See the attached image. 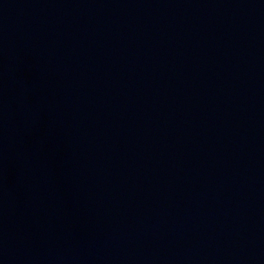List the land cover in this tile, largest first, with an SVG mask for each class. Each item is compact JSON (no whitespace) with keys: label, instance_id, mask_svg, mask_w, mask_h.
<instances>
[{"label":"water","instance_id":"water-1","mask_svg":"<svg viewBox=\"0 0 264 264\" xmlns=\"http://www.w3.org/2000/svg\"><path fill=\"white\" fill-rule=\"evenodd\" d=\"M0 264H264V0H0Z\"/></svg>","mask_w":264,"mask_h":264}]
</instances>
